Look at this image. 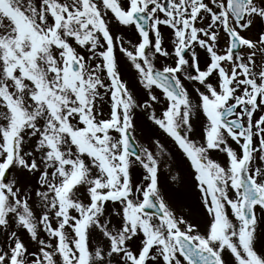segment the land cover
Masks as SVG:
<instances>
[{"label": "snow or ice", "instance_id": "6c2138e0", "mask_svg": "<svg viewBox=\"0 0 264 264\" xmlns=\"http://www.w3.org/2000/svg\"><path fill=\"white\" fill-rule=\"evenodd\" d=\"M0 264H264V0H0Z\"/></svg>", "mask_w": 264, "mask_h": 264}, {"label": "rangeland", "instance_id": "374dc122", "mask_svg": "<svg viewBox=\"0 0 264 264\" xmlns=\"http://www.w3.org/2000/svg\"><path fill=\"white\" fill-rule=\"evenodd\" d=\"M116 34L117 35H126V33L123 31L117 32ZM117 55L119 57H121L122 60H126V58L122 57V54L117 53ZM157 66H159V65H157ZM125 78L130 79L131 78V72H126ZM151 135H152L151 130L147 129V128H145L142 132H140V131L137 132V136L141 139V142H143L145 144V146H147V143H148L147 138L150 137ZM168 147L171 148V145L169 144ZM179 174H180V172L175 171V170L172 172V175H179ZM12 175H15V173H12ZM160 185H161L162 191L166 193L167 198L171 202L175 203L176 206L178 208H180L181 210H186L187 207L192 202V196H191V190L190 189L184 190V196L183 197L178 196L179 192L181 191L180 183H179V181H173L171 179V176L169 175V169L167 167L162 169V175L160 176ZM196 218L202 219V217H200L199 214H197Z\"/></svg>", "mask_w": 264, "mask_h": 264}, {"label": "flooded vegetation", "instance_id": "af4514ba", "mask_svg": "<svg viewBox=\"0 0 264 264\" xmlns=\"http://www.w3.org/2000/svg\"><path fill=\"white\" fill-rule=\"evenodd\" d=\"M185 84H186V85H190V82H188V81H185ZM157 91H158V90H157Z\"/></svg>", "mask_w": 264, "mask_h": 264}]
</instances>
